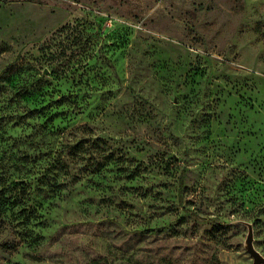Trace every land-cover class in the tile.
Returning <instances> with one entry per match:
<instances>
[{
    "label": "rangeland",
    "instance_id": "374dc122",
    "mask_svg": "<svg viewBox=\"0 0 264 264\" xmlns=\"http://www.w3.org/2000/svg\"><path fill=\"white\" fill-rule=\"evenodd\" d=\"M250 224L264 0H0V264H252Z\"/></svg>",
    "mask_w": 264,
    "mask_h": 264
},
{
    "label": "water",
    "instance_id": "95a60500",
    "mask_svg": "<svg viewBox=\"0 0 264 264\" xmlns=\"http://www.w3.org/2000/svg\"><path fill=\"white\" fill-rule=\"evenodd\" d=\"M246 248L249 251V253L253 256L254 261L252 264H263L264 263V255L254 245V230L251 224H250L249 233L246 239Z\"/></svg>",
    "mask_w": 264,
    "mask_h": 264
}]
</instances>
